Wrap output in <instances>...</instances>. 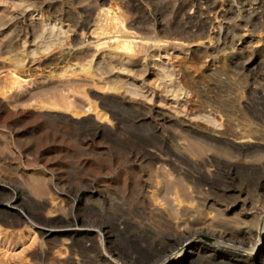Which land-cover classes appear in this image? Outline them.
<instances>
[{
	"label": "bare ground",
	"instance_id": "bare-ground-1",
	"mask_svg": "<svg viewBox=\"0 0 264 264\" xmlns=\"http://www.w3.org/2000/svg\"><path fill=\"white\" fill-rule=\"evenodd\" d=\"M85 1L90 0H0V155L14 153L25 156L41 152V143H46L49 135L46 129H41L32 139L23 138L22 134L26 130H38L39 117L69 126L81 125L88 129L95 126L98 130L116 131L120 129L122 109H130L135 113L132 123L153 124L156 134L160 133L158 124L162 122L179 125L180 129L183 128L182 132L191 131L210 148H218L220 152L236 157V162L232 163L238 165L243 174H259L264 170V161L258 162L260 158L256 160V155L264 152V49H258V54H254L248 50L250 48L237 47L230 35L244 27L252 32L259 27L264 30V0H175L173 12L175 17H180V21L176 26L167 25L163 30L160 28L161 32L158 27L151 30L132 24L141 23L149 17L148 13L142 17L136 15L142 9L141 0L129 1L130 20L116 12L112 8L115 5L110 6L113 1L109 3V8H100L94 17V7L88 9ZM102 1L108 3V0ZM114 8L118 9L117 5ZM154 13H158L157 10ZM94 22L104 30L106 47L101 48L99 42L86 45L76 42V31ZM193 41L198 43L191 45ZM198 68L202 75L200 72L195 75ZM3 73L10 74L20 83L19 90L15 89V82L4 83ZM232 83H237L235 88ZM91 84H101L109 90L106 94L93 93L114 121L111 125L100 123L90 114L78 118L60 111L71 106L84 112L90 110L93 105L83 100L86 99L85 88ZM81 96L85 99L82 100ZM36 106L42 110L34 109ZM97 116H101L100 113ZM19 122H24L25 130L18 127ZM66 127H62L63 130ZM87 138L80 139L81 142L77 144L65 141L60 146L63 145L70 152H81L93 141ZM2 139L15 142L12 144ZM198 141L182 140V143L185 142L183 149L188 152L183 150L185 153L177 154L176 158L184 162L187 156L193 155L196 159H190L192 163L205 168L218 153L202 148ZM152 147L147 150L151 159L157 162L162 160L163 154L157 153L161 149ZM247 157L252 160H247ZM174 162L173 168L179 171L181 177L177 176L174 182L178 192L173 199L190 201L192 195L189 180H186L188 172ZM35 175L32 174L30 178L32 190L25 189L24 194L14 196V205L22 207L34 195L42 199L46 196V180L38 176L40 172ZM164 183L169 184L167 180ZM0 188L7 191L4 186ZM252 204L245 198L237 202L234 208L240 210L236 211V222L244 224L243 220L251 214L249 207L251 210ZM172 206L171 213L175 216L179 212ZM159 208L157 206L156 211L160 212ZM5 209L15 218L12 224L3 221L5 226L16 227L25 223L33 233H36V226L41 240L46 242L51 241V237L62 240L65 236L81 235L87 238L95 234L93 229L83 226L46 228V223L34 221L27 209L22 212L15 206ZM183 210L184 216L188 217L190 211L186 207ZM261 225L264 232V217ZM229 231H224L222 237H235L241 244L242 252L226 251L223 255L215 256L220 258L221 263L255 264L264 261V242L256 241V234L249 230L240 235ZM80 239L83 243L87 242L82 237ZM43 241H37L39 247L35 248V254L31 251L33 256L36 253L38 258L46 256L47 249L42 250V246L40 249ZM201 241H188L182 246L177 259L155 264H181L188 255L201 256L206 247ZM253 253L256 254L253 256ZM235 257H245L251 263L234 261Z\"/></svg>",
	"mask_w": 264,
	"mask_h": 264
},
{
	"label": "rangeland",
	"instance_id": "rangeland-1",
	"mask_svg": "<svg viewBox=\"0 0 264 264\" xmlns=\"http://www.w3.org/2000/svg\"><path fill=\"white\" fill-rule=\"evenodd\" d=\"M112 1L113 3H110ZM129 1L108 0V3H104L102 0H90L85 2L88 9L94 7V17L97 16L100 8L117 5L118 9L114 8L115 6L112 8L130 20ZM174 2L176 3L175 0H168V2L167 0H141L142 9L136 15L142 17L148 13L149 17L143 19L141 23L132 22V24L151 30L158 27L160 32L165 27L176 26L180 17L174 16ZM154 9L158 13H154ZM263 31L260 27L253 32L248 27H244L237 30L238 35L235 31L230 35L237 47L250 48L248 50L258 54V51L264 49ZM75 36L78 44L84 42L86 45L99 42L101 48L107 46L104 30L95 22L84 29H78ZM98 39L100 40L98 41ZM204 42L201 41V43ZM193 43L198 42L193 41L190 44ZM197 72L194 74H199V68ZM200 74L202 75L201 72ZM1 76L5 84L15 82L14 87L19 90L20 83L14 80L10 74L3 73ZM236 84L234 83L232 87L235 88ZM85 89L87 90L85 91L86 99L82 96L81 98L85 99L83 101L86 103L89 101L93 105L90 110L84 112L71 106L70 108H61L60 111L78 118L90 114L100 123L111 125L114 121L106 113L107 109L101 105L100 99L96 96L109 92L107 87L101 84H91ZM94 91L96 95H94ZM34 109L42 110L38 106ZM77 112L79 114L81 112V114L79 115ZM98 113L101 116H97ZM121 114L120 129H116V131L98 130L95 126H93L95 128L89 129L81 125L69 126L46 119V117H39L37 120L38 130H26L22 134L23 138L32 139L38 135L41 129H46V133L49 135L46 143H41L43 147L41 152L27 154L26 157L14 153L0 155V187L7 188V191L0 188V264H155L168 260L174 261L182 246L193 239L202 240L201 244L204 243L206 247L203 249L202 255L200 254L201 256L188 255L182 262L183 264H229L225 263L226 261L221 263L220 258L215 256L223 255L226 251L242 252V248L240 249L241 244L235 237L227 236V238L225 235L226 238L222 237L224 231L228 232L232 229L229 232L240 235L249 230L256 234V241L264 242L263 226L261 225V220L264 217V170H261L259 174H253L254 176L243 174L238 165L232 163L236 162V157L230 156L226 152H220L218 148H210L189 130L182 132V126L180 129L179 125H171L169 122L159 123V135L155 133L153 124L147 122L143 124L142 122V124L136 125L132 123L135 114L132 110L122 109ZM22 123L24 124V122H19L17 125L21 127V130H25ZM62 127L67 129L63 130ZM87 133L90 135L89 138H87L89 136ZM161 133H165V136ZM86 138L93 139V141L91 140L92 143L90 142L88 148L81 152H70L64 149L63 145L60 146V143L65 141L77 144ZM185 138L199 140L198 143L200 142L202 148H208L209 152L213 151L214 154L218 153L217 157L215 156L210 163L205 165V168L192 163L191 160L195 158L193 155L186 157L189 159H187L188 161L180 162L176 155L185 153L183 151L186 150L183 149L185 142L182 143ZM2 140H8L12 144L15 142L10 139ZM152 146L161 149L157 153L163 154L164 160L157 162L151 159L147 150L153 149ZM172 153L173 155H170ZM263 154L264 152H261L257 154L258 157L256 155V160L260 158L258 162L264 161ZM172 161L177 162L188 172L186 180H189V190L192 195L190 201L180 202L173 199L178 192L174 182L178 178L177 176H181L178 174L179 171L173 168ZM37 172L41 173L38 175L40 178L43 177V180H46L47 193L43 198L45 201L33 194L34 197L29 200V203L25 199L22 200L26 201L22 207L14 205V196L24 194L25 189L32 190L30 178ZM165 179L169 184L164 183ZM243 198L248 199L255 207L252 206L251 210L249 207L251 214L246 218L248 220H243L244 224L240 221L236 222L238 220L235 219L237 217L235 214L240 209L234 208L237 202ZM169 200L172 202L169 203ZM42 205L43 208H40ZM172 205L179 212L175 216L171 213ZM7 206L8 209L15 206L20 212L27 209L26 211L33 215L32 219L45 222L46 228L66 229L67 227L81 228L83 226L90 230L93 229L95 236L86 238V236L72 235L65 236L62 240L51 237V241H43L36 226H34L36 233H33L25 223L16 227L5 226L3 221L12 224L15 219L7 213L5 209ZM157 206L160 207V212L156 211ZM185 207L190 211L188 217L183 214ZM234 221L235 223H232ZM80 236L88 243H83ZM37 241H43L40 249L41 246L42 250L47 249L46 256L38 258L39 255L36 253V258V255L31 254L39 247ZM255 254L253 253V256ZM235 260L240 263H251L245 257H235ZM257 263L264 264V261Z\"/></svg>",
	"mask_w": 264,
	"mask_h": 264
}]
</instances>
